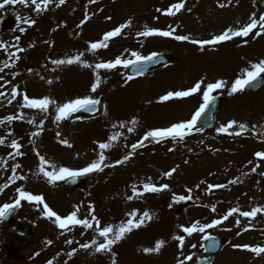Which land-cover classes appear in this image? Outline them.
Returning a JSON list of instances; mask_svg holds the SVG:
<instances>
[{
  "label": "rangeland",
  "instance_id": "obj_1",
  "mask_svg": "<svg viewBox=\"0 0 264 264\" xmlns=\"http://www.w3.org/2000/svg\"><path fill=\"white\" fill-rule=\"evenodd\" d=\"M179 2L181 0H103L101 4L91 6L92 9H88L87 14L89 16L100 15L99 9L103 7L101 16L104 20V23H99L100 30L93 29L95 32L92 31L93 34L88 35L94 38L92 42H96L94 41L95 37L100 41V35L103 32L105 34L109 31L106 24L111 26V31L129 19L132 20L131 27L124 29L120 36L112 38L116 40L114 44L110 43L107 49H101L99 56L100 62L114 60L117 56L121 55L126 59L132 58L130 56L132 51H137L145 56L155 52L148 45L149 41L146 44L144 43L145 46L140 47L138 45L144 41L137 39L144 40V38H147L137 35L139 32L145 30V26L159 29L164 28L166 26L165 23L168 22V25H174L173 28H176L175 24L178 20V22L182 23L183 31L178 32L177 30L174 35H177V33L178 35L184 34L189 36L190 39L195 40L212 39L228 28L238 29L246 25V20L249 19L250 21L253 13L256 14L257 19H259L260 15L264 14L260 9V6H262L260 3L264 2V0H231V3L228 0H201V2L197 3L195 0H186L185 9L179 11L175 16L162 14L172 4ZM221 3L226 6L223 8L219 7ZM166 4L168 5L163 7ZM157 9L161 11L158 12ZM187 9H191V11ZM58 12L60 14H67L65 9ZM209 15H212V22ZM107 17H111V19L109 20ZM153 18L157 20L153 22L151 20ZM95 19L98 20L99 16ZM148 20L151 21L148 23ZM190 20L191 22H189ZM70 24L72 25V23ZM72 27L74 26L72 25ZM70 32L76 34L77 29L72 28ZM57 35V33L51 32V60L45 64V68L42 71L38 69V64L45 62L44 56L47 53H17L20 59L15 61L14 67L16 68L8 69V81L10 82L7 83L8 97H11V89L17 85L19 86V91L26 92L30 98L48 96L60 104L78 97L90 95L93 98H98L102 96L106 102V111L103 116L93 121L80 120L77 122H69L66 119L57 122L54 119L56 113L51 107L47 114L36 110L33 114L29 115L31 109H21L19 113L23 112L27 118L35 119V123L32 125L37 131H39L37 125L43 121V131L38 136L40 145H36L35 149L28 147L25 142L20 149L24 153L23 156H15L10 159V155L7 154L8 176L10 177L12 175V168L17 163L22 165V167L16 169V173H22L24 176L39 170L40 161L36 155L37 151L47 160H49L51 152V161H49L55 163L58 167H68L74 170L82 169L98 158V143L107 142L110 136L119 134V139L114 142V146L111 149L105 150L107 157L105 165H109L111 161H114L115 164L113 166H106L103 171L106 179L110 174L105 185H109L112 182L114 184L117 183L118 192L113 196V200L109 198L102 204L97 203L95 206V215L101 221L102 225H107L108 221L113 220L109 216L116 213L115 217H117L118 223L114 220L112 222L113 226H118L121 220L126 222L129 218L128 213L134 210H138L139 215L147 211L153 216V219L150 221L146 220L144 226L132 231L135 232V236L141 232V235L134 241L135 245H132L131 237L133 233L131 232L125 239L114 245L116 251L113 246V252H122L124 254L123 257L122 255H119V257L115 256L117 264H177V258L181 255V249L178 247V241L172 238L175 235H185L186 239L183 250L187 251L180 259L194 254L191 261H186V264H193L199 257L203 256L202 247L196 245L200 233L187 236L182 232L181 226H190L195 221H200L203 225L210 223L215 218L210 215L211 211L207 208L209 206L207 198L219 194L217 189L224 188L209 189L208 186L225 185L224 183L226 182L220 175L224 171L218 165L219 161L217 159L222 155L232 156L236 147L235 142L255 139L259 131L257 128H264V102L261 106L257 98L249 97L248 103L241 104V101L238 99L231 104L232 97H230L228 99L229 103L223 105L221 109L218 128L221 125H227L229 121L235 120L253 129V132L247 137L229 135L227 133L219 136L215 131H193L192 134L186 136L183 140L169 138L161 142H156V140L150 138L144 142V147H138L134 151L131 149V145L140 141L147 131L166 128L174 123L190 120L194 112L199 108L201 98L197 94L195 100L184 102L182 110L173 112V115L171 110H165L159 112L155 117L156 113L151 111L153 118H150L151 120L147 119V123L150 124L148 125L149 128L143 127L145 123L143 112L146 110L139 113L140 109L133 104L130 106V109L137 112L135 115L138 121L133 132L127 131V128L131 126H127L126 115L122 113V108H124L122 105L130 99H133L138 104L145 102L148 105L157 99L161 101L160 98L170 91L175 92L190 89L195 85L197 78L198 80H206V84L210 83L207 80L212 79L216 68L219 71L222 66H228V64L236 62L240 65L246 64L243 60L242 45L231 47L230 43L232 40L234 42V37L232 40L222 42L211 51H203L199 45L192 44L190 41H183L177 51L173 53L177 57L178 63L173 68V72L175 73L170 77L167 72L163 74L155 72L134 81L127 80L125 68L123 67H118L110 71L102 69L99 72L102 83L97 91L92 93L90 89L95 80V73L92 68L84 67L81 64L57 66L52 63L53 60L71 58L80 53H83V58L85 53H89L90 51L85 47V42L82 41V37H78L81 42L75 43L67 48V46L61 44L62 39L57 38ZM129 38L131 39L129 40ZM175 41L173 38L167 42H161L156 45L158 48L157 51L174 46ZM249 45H255V41H251ZM263 47L264 42L258 44V49ZM110 49H113L115 53L111 54ZM250 50H253V48H250ZM31 59L34 62L32 68L29 67ZM7 61L9 60L7 59ZM209 62L214 63L216 68L202 74L203 69L199 65ZM178 68H185L189 72H183L177 75L176 72L181 70ZM30 69L31 71H29ZM242 69L241 67L231 70V76L236 77ZM196 70H199V72ZM13 73H19V75H16L13 79ZM194 74L198 75L195 79L193 78ZM187 76L188 78L185 80ZM106 77L108 78V83L104 82ZM50 79L52 83L48 84L47 81ZM220 80H223V77ZM225 81L228 82L227 79ZM187 82H190V84ZM229 86L227 84L224 89L217 90L216 92L226 96L229 92ZM203 88L204 85H202V90ZM199 94L202 97L201 93ZM17 98H21L20 100H22L20 96H17ZM114 106L116 110H111ZM107 118H111L112 121H108ZM120 122H125L126 127H119ZM114 124L117 126L113 127ZM253 125L256 126L255 129ZM12 128L26 127L22 126L21 123L15 122ZM141 130H144V133L140 132ZM236 131H240L238 126L229 129V132ZM57 133L60 134L59 137ZM61 139H66L71 144V147L61 144ZM221 140L230 149L220 147L217 143ZM169 149L173 150L169 151ZM126 154H131V158L123 164H118L117 161L123 159ZM212 167H219L218 172L214 171ZM173 168L176 171L171 177L164 175V173L169 172ZM262 172L264 173V169ZM96 180L98 182L100 181L98 176ZM144 183H152L157 187L167 184L169 188L158 193L148 192L139 197L134 196L132 186L136 185L138 191H143ZM24 189L30 192V188ZM188 189L192 190L191 193L188 192ZM83 190H75L72 194L73 196H70L66 195L59 188H52L51 194L46 195L45 201L47 204L56 205L57 208L53 209V211L61 217H65L74 210V201L84 199L85 193ZM189 195L192 196L191 200L185 199L177 202L175 199L176 197H187ZM129 196H133V199L129 200ZM9 197L10 194H7L6 201L12 199ZM176 202L181 203L184 207L181 214H175L172 210V206ZM27 203L25 202V204ZM113 207H116L115 212L112 211ZM233 207H238L241 210L243 205H234L231 208ZM33 208L36 210L30 214H23L21 211L17 216H30L33 218L32 220L38 223L37 236L34 237L37 246L35 254L30 260L20 263L11 261L12 263L9 262V264H47L49 260H53L54 264L58 258L65 259L63 264H112L111 253L103 252L102 255L94 256V259L89 261L84 258V253L87 250L80 248L81 244L91 243L93 239H96L98 242H103V239L98 237L92 229H83L81 226H75L68 231L61 230L56 226L54 229L55 233L51 236V223L54 222L43 218L42 211L36 205ZM105 215L109 216L103 217ZM78 216L81 219L85 217L91 218L87 214L86 208L79 210ZM221 225L223 226V224ZM147 227L149 231H146ZM209 230L207 229L206 231ZM45 236L49 238L46 239ZM258 238L259 236L255 232L251 233V240ZM49 240L53 241L51 245L46 243ZM67 240H72L73 243L68 244L66 243ZM158 240L165 241V245L159 253L143 252L144 248L154 247ZM121 243L124 244L119 246ZM193 244L196 245L195 248L192 247ZM95 247V245L90 247V252L95 253ZM73 249H77L76 255L71 260H68V254ZM60 254H62V257ZM2 256H4V253H2ZM141 256L146 257L147 263ZM241 256L242 253L239 257L233 258L232 264H255L253 257L247 256L243 259ZM4 259L3 257L1 260L0 256V264H7ZM149 259L150 261L148 262ZM221 263L222 261L220 262L219 255L215 264Z\"/></svg>",
  "mask_w": 264,
  "mask_h": 264
},
{
  "label": "snow or ice",
  "instance_id": "obj_2",
  "mask_svg": "<svg viewBox=\"0 0 264 264\" xmlns=\"http://www.w3.org/2000/svg\"><path fill=\"white\" fill-rule=\"evenodd\" d=\"M54 0H2L0 2V9L5 8L6 5H13V4H21L25 6H29V3L31 6H34L33 11L37 14L46 11L48 9L49 4L53 3ZM66 2V0H58L57 7L63 5ZM97 0H89V3L95 4ZM229 3H231V0H228ZM185 3L186 0H181L179 3L172 4L167 10H164L162 12L163 15L167 16H175L179 11L182 9H185ZM226 5L221 3L219 4V7L223 8ZM188 11H191V9H187ZM102 11V9H101ZM158 12H160V9H157ZM91 19L90 16L85 14V19L81 21V25H78V27H81L84 23L87 22V20ZM107 19H111V17H107ZM250 23L238 28H228L225 31H223L220 35L214 36L210 40H195L190 39L187 35H174L176 29L171 28L170 30H160L155 28H149L145 26V30L142 32H139L137 35L141 37H151V36H160V37H171L174 38L177 41H190L192 44H197L201 47V50H203L204 45H210V44H217L226 42L229 40H232L234 37H248L249 34L253 33L255 31V36H260L264 34V14L260 15L259 19L256 18V14L253 13L250 17ZM17 27L19 28V31L21 33H24L27 28L21 27L20 24H24L27 27H32L35 25L36 21L34 19H31L30 17H20L17 16ZM132 20L129 19L125 23L117 26L111 31L106 32L100 41L97 42H91L89 44V51L92 53L97 52L100 49H107L109 47V42L112 38L118 37L122 34L123 30L126 28L131 27ZM14 40L16 41L15 44H12L11 47L16 48V52H8V48L10 47L7 43L0 41V49L4 50L5 52H8L9 60L11 62H5L3 67H0V73L4 72L5 68H11L15 66V61L19 60L20 57L17 55V52H23L25 51L24 48L18 47V43L20 40L19 36L14 37ZM245 43L247 41L245 40ZM128 51V50H125ZM159 53L153 52L147 56L142 55L141 53L137 51H132L130 53V56L132 58H124L122 55L117 56L114 60L109 61H101L99 63H96L94 65L88 64L87 62L82 60L83 53H80L74 57L67 58V59H58L53 60L52 63L54 65H64V64H81L84 67L92 68L95 73V80L93 84L91 85L90 91L92 93H95L97 89L100 87L102 83V78L99 74L100 70H106L110 71L112 69H116L118 67H123L125 69H128L130 67H134L136 69V75H143L144 74V65L146 63H154L157 60V57L159 56ZM13 57L15 59H13ZM31 71V69L29 70ZM264 60H261L257 63L251 64L250 68H246L242 70L241 75H239L234 82H232L230 90L228 94L231 96L235 93L242 92L248 87H255L258 86L260 83H264ZM16 75H19V73H13V79ZM43 79V77H41ZM134 77L132 75H129L127 77V80H132ZM4 77L0 76V81H3ZM7 83H10L9 81H5L4 84H0V88L5 87ZM48 84L52 83V80L47 81ZM228 82L225 80H218L215 83H207L205 84L204 79H201L195 83L193 87L187 90L182 91H175V92H168L166 95L162 96L160 99L161 101H168L171 99H182L186 97L193 96L194 94L201 93L202 95V103L200 104L199 108L194 112L190 120L182 121L178 123H174L166 128H158L153 129L150 131H147L143 138L138 141L136 144L131 145V149L134 151L138 147H144V142L151 139L156 140V142H161L163 140H167L169 138L173 140H183L186 136L192 134L193 131L195 132H201L203 130L202 127H198V122L201 121V119L206 115V113L209 111L210 107L213 105L214 101L217 99L215 95H213L214 92L217 90H222L227 86ZM202 85H204V88L202 90ZM9 94L3 91H0V98H5ZM17 96L22 97V103L20 105L21 109H35L39 110L42 113L47 114L49 111V108H53L56 115L54 117L55 121L59 122L62 120L69 119L73 113L80 112V111H93L96 106L100 103L98 99L93 98L92 96H84V97H78L72 100H69L65 103H58L56 100L44 96L42 98H30L26 92H20L19 86H14L11 89V99L8 101L9 103L12 102V100H15ZM23 120L25 119V116L23 112L18 113L17 115L6 117L5 120L9 123H11L14 120ZM5 120H0V124L5 123ZM29 124L35 123V119H28L27 121ZM131 127L127 128L128 132H133L135 130V126L137 125L138 121L133 119L131 120ZM117 125H113V127H116ZM238 126L240 131L236 132H229V129H232L233 127ZM119 127L124 128L126 127L125 122H120ZM255 125H253V128L255 129ZM37 128L39 131H34L31 133L32 137H38L41 135L43 131V121H41ZM217 131L219 133H227L229 135H236L239 136L243 132L248 131V126L244 123H238L235 120L229 121L227 125H221ZM11 135V133H9ZM59 133H57V136L59 137ZM119 139V134H114L109 137L107 142H100L98 143V158L96 160H93L91 163H89L86 167L78 170H74L68 167H58L55 163H51L49 160H47L44 156L40 155V153L37 151L36 155L39 158L40 165H39V174H42L45 178H47V181L49 184L55 185L59 181H66L71 179L73 182H75V179L77 177H81L84 175H87L92 172H103L105 166H112V165H105V161L107 160V157L105 155V150L111 149L114 146V142ZM34 143V141H33ZM60 143L71 147V144L66 139H61ZM5 144V138L0 137V145ZM10 148L14 149V153H9L10 156H23L24 153L20 150L22 145L15 139H13L9 145ZM173 149H169V151H172ZM256 156L259 158L264 159V152H258L256 153ZM131 158V154L124 155L123 159L117 161L118 164H123L127 160ZM251 163V161L249 162ZM7 164V161L4 160L3 163H0V167H4ZM22 165L15 164L12 168V175L8 178V181L4 183L3 185H0V195L3 194L4 190L11 187L12 184H15L17 180L23 181L26 180L27 177L23 175H17L16 169L21 168ZM258 167V165H257ZM51 169V170H50ZM256 168H253L252 171L254 172ZM176 171L175 168L171 169L169 172L164 173L165 176L171 177L173 173ZM264 175V173H262ZM238 179V178H237ZM229 183L235 184L237 183V180L229 181ZM227 185H209V189L212 188H224ZM199 187V185H197ZM169 188V185L164 184L159 187L153 185L152 183H144L143 184V191H138L137 186H132V191L134 193V196L139 197L142 196L144 193H158L162 190H167ZM191 189H188V192L191 193ZM17 196L13 199L12 203H5L3 205H0V221H3L6 219L9 215H11L17 208L22 207V201L28 202L29 204L36 205L39 210L42 211V217L48 220H52L55 225L61 229V230H68L70 231L75 226H81L83 229H92L98 237L103 239V242H98L96 239H93L91 243H85L81 244L80 248L82 249H89L93 245H95L94 251L96 253H111L112 255V264H117L115 256L116 253L113 252V246L118 244L121 240L125 239L128 234H130L134 229H139L142 226L145 225V221L152 220L153 216L147 212L144 211L142 215L138 214V210H134L130 213H128V219L125 221H121L118 226H113L112 224L102 225L101 221L96 217L95 215V207L93 205H89V215L90 219L88 217H85L83 219L79 218V206H76L74 210L68 214L65 217H61L59 214H57L55 211H53L49 205L46 203L45 198L42 194H33L31 192L26 191L23 187H17L16 188ZM129 200L133 199V196L128 197ZM177 202L188 199L191 200L192 196L189 195L187 197L180 196L175 198ZM42 206V207H41ZM171 207V205H170ZM212 211L215 212L216 208L215 206L212 207ZM234 214H238L240 217L255 219L258 214H264V207H254L251 209V211H241L238 207L231 208L224 216H222L220 219H214L211 221V223L201 224L200 221L193 222L190 226H181L182 232L185 233L187 236H192L194 233H206L207 229L215 228L220 226L224 221L228 220L229 217L233 216ZM237 226L240 224V220H236ZM249 228L245 227L244 231H248ZM240 233H237L239 235ZM174 240L178 241V247L181 249V256H183L182 249L184 248L185 244V235H175L172 237ZM205 241H212L211 244L205 246V251H208L209 249H215L218 247V244L215 241V238L212 237L210 234H205L202 237ZM47 244L51 245L53 241L49 240L46 242ZM66 243L72 244V240H67ZM165 241L164 240H158L155 243L154 247L151 248H144L143 252L145 253H159L161 249L164 247ZM193 248L196 247L195 244L192 245ZM234 248H242L244 250H248L252 253H254L256 256H260L262 253H264V247L262 246H250V245H233ZM77 249H73L72 253H69V255H74L76 253ZM39 255V253H37ZM194 254H190L185 256L183 259L177 258V264H186V261H191L193 259ZM207 260V258H204ZM47 264H53V260H49Z\"/></svg>",
  "mask_w": 264,
  "mask_h": 264
},
{
  "label": "flooded vegetation",
  "instance_id": "obj_3",
  "mask_svg": "<svg viewBox=\"0 0 264 264\" xmlns=\"http://www.w3.org/2000/svg\"><path fill=\"white\" fill-rule=\"evenodd\" d=\"M0 2H2V0H0ZM6 13L0 17V35H3L5 32L9 33L10 38L7 39L4 36H2L0 38V41L7 43L9 46H11L12 44H15L16 41L14 40V37L19 36L20 40L18 43V47L20 48H24V49H28L31 51L34 50H38V43L40 42L38 37L40 35L45 36V33L48 34L49 29L46 28L47 26H51V22L46 24V18H42L45 15V12H41L39 14H29L27 11V9L24 10V6L21 4H13V5H6ZM49 8V6H48ZM20 9L24 10V12H21ZM48 14H50V12H48ZM17 16L20 17H30L31 19H34L36 21L35 25L32 27H27L24 24H20L21 27H26L27 30L24 33H21L19 31V28L17 27ZM51 16V15H49ZM38 23H42L44 24V28L41 31L38 28ZM43 32V33H41ZM49 40H51V37L49 36ZM258 40L260 42L263 41V36L260 35L258 36ZM13 50H16V48H13ZM2 50V49H0ZM4 51V50H3ZM0 84H4V81H0ZM0 91L5 92V87L0 88ZM4 98H0V103ZM10 103L7 102L5 103V106L2 107L0 105V120H5L6 117L9 116H13L15 114L18 113H14V111H10L9 113L7 112V110H9ZM14 110L17 111V109L15 108ZM18 122L21 123L23 126V120H14L12 121L11 125H7V121L5 120V123L0 124V137H4L5 138V144L4 145H0V163H3L4 160L7 161V154L9 153H14L15 150L12 148H7V146L11 143V141L13 139L17 140L20 144H23V138H24V128H12L13 123ZM2 125H6V127L2 128ZM2 126V127H1ZM9 133H11V135H9ZM11 158H13V156H10ZM253 159L255 160L256 164L258 165L257 170L261 169V166L263 165V162H260L261 166L259 165L258 160L253 157ZM17 175H23L22 173H17ZM8 163L4 166V167H0V185H3L4 183H6L8 181ZM47 180V178H45L42 174L39 173H32L31 175H28L26 180L20 181L17 180L15 184H12L10 188V190L5 189L3 194L0 195V205H3L5 203H7L8 201H6V195L10 194V198H12L11 200H13L16 196V188L17 187H24V186H28V185H33V189H36L38 187H40V184H43L45 181ZM31 182V183H30ZM49 184V183H48ZM56 185V184H55ZM53 185V186H55ZM61 186V184H59ZM50 188L52 186V184H49ZM8 190V191H7ZM13 202V201H12ZM23 209V204L22 207H19L18 210H22ZM17 219H22V218H18ZM1 224V221H0ZM3 224V223H2ZM4 227V225H3ZM54 225L51 224V229H54ZM234 239L238 240L240 237H237V232L234 233ZM5 236V232L2 229V227H0V251L2 249H6L5 246H3L2 240H4V238L1 239V237ZM18 244H21V246H23L24 242H18L16 241L14 246L17 247ZM19 246V247H21ZM230 246V243L227 242L226 247ZM260 246L264 247L263 242L260 243ZM224 248V249H225ZM232 250H230V252L235 253V248L231 247ZM223 249V251H224ZM222 251V252H223ZM12 254L14 255L15 252H12ZM91 256H93L92 254H89L88 258H91ZM257 259H259L260 264H263L264 262V257H263V253L260 256L256 257ZM60 263L62 264V261H60ZM58 264V263H57Z\"/></svg>",
  "mask_w": 264,
  "mask_h": 264
},
{
  "label": "water",
  "instance_id": "obj_4",
  "mask_svg": "<svg viewBox=\"0 0 264 264\" xmlns=\"http://www.w3.org/2000/svg\"><path fill=\"white\" fill-rule=\"evenodd\" d=\"M204 47H207V48H210L211 47V45H209V46H204ZM170 62V57H168V56H166V55H164V56H162V58L161 59H158V61H156V62H154V63H146L145 65H147V64H149L147 67H145L144 68V71H146L147 69H154L155 67H157V66H164V65H166V64H168ZM217 101V100H216ZM213 107H214V104L212 105ZM218 106H219V101H217L216 102V106H215V108H213L212 109V112H211V116L210 117H212V115H213V112L215 111H217V109H218ZM97 107H99L100 109H102V103L100 102L98 105H97ZM97 109V108H96ZM95 110V109H94ZM215 112H214V114H215ZM77 116H87V117H89V116H91V111H80V112H76V113H73V115L71 116L72 118H75V117H77ZM210 117H209V111L206 113V115L203 117V122H206V121H209L208 119H210ZM17 228H22V226L21 225H18V224H11V229H17Z\"/></svg>",
  "mask_w": 264,
  "mask_h": 264
},
{
  "label": "trees",
  "instance_id": "obj_5",
  "mask_svg": "<svg viewBox=\"0 0 264 264\" xmlns=\"http://www.w3.org/2000/svg\"><path fill=\"white\" fill-rule=\"evenodd\" d=\"M208 69V68H207Z\"/></svg>",
  "mask_w": 264,
  "mask_h": 264
}]
</instances>
